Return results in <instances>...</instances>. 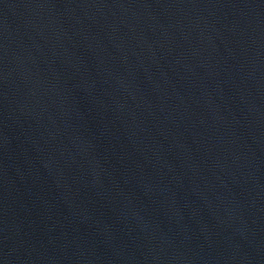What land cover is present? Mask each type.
I'll return each mask as SVG.
<instances>
[{
  "label": "water",
  "instance_id": "1",
  "mask_svg": "<svg viewBox=\"0 0 264 264\" xmlns=\"http://www.w3.org/2000/svg\"><path fill=\"white\" fill-rule=\"evenodd\" d=\"M0 264H264V0H0Z\"/></svg>",
  "mask_w": 264,
  "mask_h": 264
}]
</instances>
